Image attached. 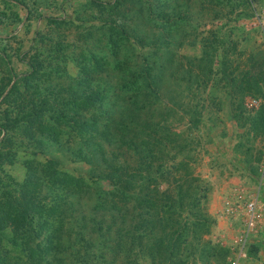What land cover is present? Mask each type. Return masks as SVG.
<instances>
[{"label":"trees","instance_id":"16d2710c","mask_svg":"<svg viewBox=\"0 0 264 264\" xmlns=\"http://www.w3.org/2000/svg\"><path fill=\"white\" fill-rule=\"evenodd\" d=\"M81 1L91 14L75 16L74 20L79 22L76 27L80 29L85 46L93 48L87 50L91 66L85 65L87 60L80 53L79 61H76L80 69L70 77L73 88L28 89L27 97L32 102L36 100L35 104L31 102L26 109L24 103L19 104L15 112L6 108L0 121V131L9 132L26 123L29 133L22 141L25 143L22 149L0 151V166L17 157L19 150L31 156L23 161L25 174L19 181L0 168V264H104L105 259L106 264H150L147 260L151 264H174L168 256L162 261L165 255L160 256L163 250L160 243L165 239H159L155 234L156 223L162 222L161 213L166 206L178 208L182 204L185 197L182 181L193 173L186 164L176 161L175 155L169 156L167 147V142L172 141L168 124L173 112L167 104L178 94H183L184 73L179 70L178 78L173 77L174 69L168 73V68L172 69L167 62L172 53L169 33L150 26L154 20L167 21V15L161 17L163 12H160V7L166 10L163 7L166 4L161 0H148L159 9L151 12L149 7V14H146L144 5L138 0H78ZM229 1L232 0H226ZM236 1L246 6L252 0ZM22 4L26 6L25 0ZM45 19L57 28L72 21L52 15ZM47 40H51L49 35ZM54 44L51 49L60 54L63 50L61 40ZM135 45L148 48L155 56V72L151 66L154 61L145 57V53L139 52L140 57L133 55ZM97 50L104 54L98 57ZM45 58L34 56L25 61L28 70L20 78L28 88L32 87L33 80H40L42 74L48 77L59 70L58 62L62 58H55L56 68L52 60ZM206 62L212 63L211 59ZM255 73L259 76L257 71ZM61 75L62 79L64 76ZM251 78L257 82L264 78L261 69L259 77L250 74L238 83ZM167 79L171 80L173 89H166ZM13 84L7 88L9 92L0 89V96L5 95L6 99L17 93ZM41 94L51 97L53 103L42 107L38 101ZM94 110L97 111L95 115L92 114ZM180 110L190 116L193 127L198 126L201 115L197 109ZM48 114L58 121L46 120ZM63 122V129L68 128L65 132L70 136L61 135ZM250 125L254 130H264V109L251 118ZM47 142L58 145L61 150L64 146L71 156L86 158L103 167L114 191L104 195L106 191L95 189L91 195L83 196L81 185L87 180L94 182L96 174L73 178L75 187L60 191L52 182L48 184L47 193L42 195L41 186H45L56 172L52 166L61 162L54 156H44ZM40 155H43L44 164L32 161ZM142 182L143 187L138 185ZM90 197L95 203L91 207L94 216L85 211L84 205L90 202ZM70 200L75 202L78 218L74 220L76 224L71 225L67 224L70 216H66ZM116 200L124 202V212ZM107 202L110 205H104ZM108 207L109 210L104 212ZM136 207L141 213L133 212ZM193 219H197L195 214ZM157 226L165 232L164 223ZM173 240L178 244L181 242L175 237ZM171 256H174L172 251Z\"/></svg>","mask_w":264,"mask_h":264},{"label":"rangeland","instance_id":"374dc122","mask_svg":"<svg viewBox=\"0 0 264 264\" xmlns=\"http://www.w3.org/2000/svg\"><path fill=\"white\" fill-rule=\"evenodd\" d=\"M138 1L144 5L146 14H149V7L151 12L159 9L148 0ZM163 1L166 10L160 7V12H163L161 17L167 15V21L154 20L150 26L169 33L172 53L166 60L172 69L168 68V73L174 69L175 78L179 77V70L184 73L181 83L183 94H178L167 104L173 109L168 124L172 141L167 142V147L169 156L175 155L176 161L186 164L193 175L182 181L185 196L182 204L178 208L166 206L161 213L164 217L162 222L156 223L155 234L159 239H165L160 243L163 249L160 256L165 255L162 261L168 256L174 264H264V130H254L250 125L251 118L264 109V78L258 82L251 78L238 83L239 79H246L250 74L259 77L260 69L264 76V0H252L246 6L236 0H161V3ZM25 3L26 6L22 0H0V89L8 90L14 83V89L18 90L10 98L5 99L3 94L0 96V121L6 108L13 112L17 111L19 104L24 103V109L31 105L28 89L73 88V78L70 77L80 69V64H76L80 53L87 60L85 65L91 66L88 51L93 48L85 46L80 29L76 27L79 22L74 20L75 16L91 14L87 7H83V1L25 0ZM48 15L72 21L57 28L45 19ZM48 35L51 40H47ZM58 39L63 45L60 54L51 49ZM148 51V48L135 45L133 55L145 53V57L154 61L151 63L154 68L157 59ZM95 52L98 57L104 54L101 50ZM34 56L47 57L45 59L52 60L54 68L55 58L62 60L58 62V71L51 72L48 77L42 74L41 79L33 80L32 87L28 88L20 76L28 70L25 61ZM207 59L212 63H207ZM61 73L62 79L59 77ZM170 82L166 80V89H173ZM249 100L253 101L252 106L247 105ZM38 101L41 106L53 103L51 97L43 94ZM180 108H194L200 112L201 121L197 127L190 124V116ZM96 113L94 110L92 114ZM46 117L51 123L58 121L49 114ZM63 125L64 122L61 135L70 136L65 132L68 128L63 129ZM26 126L22 123L9 132L0 131L2 153L25 147L22 141L29 135ZM46 145L44 156H54L61 162L52 166L56 172L50 174L49 181L44 177L47 183L41 186L42 195L47 193L48 184L52 182L60 191L65 187H75L73 178L96 174L94 182L87 180L81 183L83 196L91 195L95 189L106 191L104 195L114 191L103 167H98L94 161L88 162L86 158L71 156L64 146L61 150L53 143L47 142ZM27 149L31 150L29 146ZM19 151L17 157L0 166L17 181L25 174L23 161L31 157L23 150ZM96 157H99L98 153ZM32 161L44 164L45 160L40 155ZM138 185L143 187V182ZM251 199L256 201L255 225L245 248H241L237 236L245 226V203ZM92 200L90 197V202L84 205L89 216H94L91 207L95 203ZM71 201L66 215L70 216L69 225L78 219L75 215L77 207ZM116 201L124 212V202ZM227 207L232 211L227 212ZM108 210L109 207L104 212ZM132 210L141 213L140 208ZM129 218L126 219L129 221ZM160 223H164L165 232L157 226ZM174 237L181 241L180 244L173 240ZM171 251L174 256H171ZM15 255L18 256V251ZM106 262L105 259L104 264ZM146 262L151 264L150 260Z\"/></svg>","mask_w":264,"mask_h":264},{"label":"built area","instance_id":"2783aa9c","mask_svg":"<svg viewBox=\"0 0 264 264\" xmlns=\"http://www.w3.org/2000/svg\"><path fill=\"white\" fill-rule=\"evenodd\" d=\"M252 104H253L252 100H249L247 103L248 106H252ZM254 104L257 105L258 103L254 102ZM244 210H245V215H246L245 226H244L243 230L237 236V242L240 244L241 248H244V246L248 240V236L252 232L253 227L255 225L256 201L254 199L247 201L245 203ZM226 211L231 212L232 210L229 207H227Z\"/></svg>","mask_w":264,"mask_h":264},{"label":"crops","instance_id":"0c3cea01","mask_svg":"<svg viewBox=\"0 0 264 264\" xmlns=\"http://www.w3.org/2000/svg\"><path fill=\"white\" fill-rule=\"evenodd\" d=\"M251 236V233H250V235L248 236V238ZM245 248V247H244Z\"/></svg>","mask_w":264,"mask_h":264}]
</instances>
